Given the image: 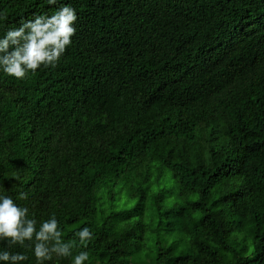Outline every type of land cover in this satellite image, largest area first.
I'll return each instance as SVG.
<instances>
[{
	"label": "trees",
	"instance_id": "16d2710c",
	"mask_svg": "<svg viewBox=\"0 0 264 264\" xmlns=\"http://www.w3.org/2000/svg\"><path fill=\"white\" fill-rule=\"evenodd\" d=\"M62 4L57 66L0 71L6 194L84 264H264V0H0V36Z\"/></svg>",
	"mask_w": 264,
	"mask_h": 264
},
{
	"label": "clouds",
	"instance_id": "9594fccd",
	"mask_svg": "<svg viewBox=\"0 0 264 264\" xmlns=\"http://www.w3.org/2000/svg\"><path fill=\"white\" fill-rule=\"evenodd\" d=\"M49 6L58 0H46ZM77 14L69 4H62L52 15L33 14L32 19H23L16 27L9 28L0 36V71L16 80L25 79L41 68H55L72 43ZM20 200H28V193L20 192ZM94 233L85 226L74 231L70 239H64L55 214L40 221L30 216L29 208L19 206L0 185V262L22 264L31 252L35 264H50L61 258L72 257V264H84L89 260L86 250ZM23 248L24 252L12 251Z\"/></svg>",
	"mask_w": 264,
	"mask_h": 264
}]
</instances>
